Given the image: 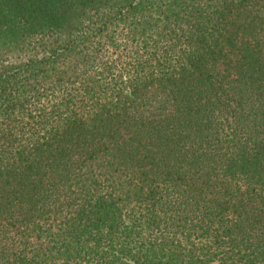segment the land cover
Listing matches in <instances>:
<instances>
[{
    "label": "trees",
    "instance_id": "trees-1",
    "mask_svg": "<svg viewBox=\"0 0 264 264\" xmlns=\"http://www.w3.org/2000/svg\"><path fill=\"white\" fill-rule=\"evenodd\" d=\"M0 264H264V0H0Z\"/></svg>",
    "mask_w": 264,
    "mask_h": 264
}]
</instances>
